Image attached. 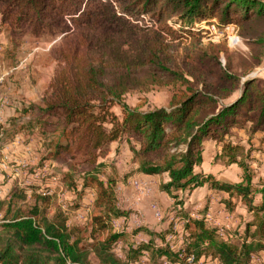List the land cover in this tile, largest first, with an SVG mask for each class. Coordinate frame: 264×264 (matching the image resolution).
Masks as SVG:
<instances>
[{"label":"trees","instance_id":"1","mask_svg":"<svg viewBox=\"0 0 264 264\" xmlns=\"http://www.w3.org/2000/svg\"><path fill=\"white\" fill-rule=\"evenodd\" d=\"M143 15L151 25L137 22ZM174 16L181 24H235L253 46V65L261 64L264 0H0V24L8 29L63 35L53 50L58 66L47 96L17 108L7 126L0 124V145L19 131H36L44 148L39 163L61 159L66 164L60 181L75 193L74 207L86 188L94 193L79 227L67 223L55 192L14 187L0 224V264H140L145 255L150 257L146 264H186L189 257L195 262L202 256L218 264H250L259 254L264 261V180L259 188L252 185L240 145L228 139L236 127L259 133L264 143V86L252 79L240 83L229 64H220L215 43L203 50L200 32L171 28L167 21ZM180 39L194 44L183 57L184 66L197 58L208 65L191 66L185 73L174 50ZM152 85L175 87L166 107L139 110L122 101L128 91ZM114 105L120 117L111 110ZM208 139L227 164L244 169L242 182L196 170ZM113 141L128 145V171L120 173L101 159ZM77 167L83 168L78 174ZM133 173L167 176L160 188L180 204L175 211L183 221L179 247L172 243L177 237L172 221L158 230L138 225L128 235L124 225L132 209L119 205L114 188ZM202 186L227 193L221 202L230 212L234 197L246 207L251 218L244 221L239 242L220 238L217 227L206 222V209L197 218L182 209L178 193ZM19 200L23 206L12 208ZM115 220L123 223L120 229L114 228ZM138 232L148 240L132 239ZM118 242L124 243L121 255L113 249Z\"/></svg>","mask_w":264,"mask_h":264},{"label":"rangeland","instance_id":"2","mask_svg":"<svg viewBox=\"0 0 264 264\" xmlns=\"http://www.w3.org/2000/svg\"><path fill=\"white\" fill-rule=\"evenodd\" d=\"M140 19L137 21L139 24L151 25L147 16L143 15ZM131 20H134V17ZM167 23L173 30L178 32L187 28L200 32L199 47L203 50H207L206 47L209 43H215L217 45L216 49H220L218 53L220 64L222 66L229 64L231 72L239 75L240 83L245 79H252L258 86H264V55L261 57V64L254 66L253 46H249L241 37L239 28L235 24L221 26L215 20H200L192 24H181L178 16L169 19ZM62 36V32L58 30H43L38 33H32L29 29L11 30L0 24V108L6 107L8 109L7 114H0V124L5 123L7 126L6 119L14 115L17 108L22 105L38 104L47 96L48 83L58 66V62L55 60L56 54L53 53V50L57 49L60 45ZM193 47L194 44L189 39H180L174 47L175 52L179 55L180 66L185 73L189 71L191 66L204 68L206 64L208 65L205 60L198 58L189 60L190 66L182 64L186 51ZM174 90L175 87L170 85H152L147 88L128 91L123 96L122 101L126 105L139 110L166 107ZM239 94L240 91L237 90L234 96L237 97ZM111 110L117 116H121L117 105L112 106ZM31 114V112L28 115L26 114L24 120ZM21 125V123L18 124V126ZM51 130L52 128H48V131ZM259 138V133L252 135L247 129L236 127L230 129L228 136V139L232 143L240 145L241 150L239 153L243 156L242 159L248 168L246 173L249 175L252 185L258 188L260 186L259 183L264 180V143ZM42 143L43 140L36 131L25 129L17 132L13 140L0 145V215L4 217V211L7 208L6 203L10 200V191L14 187H26L30 193L35 186H38L37 188L44 190L46 194L55 192L56 202L60 204L66 213L67 223L70 226L82 227L85 224V213L90 209L94 198L93 189L86 188L83 197L79 200V207L76 209L74 207L76 200L74 199L75 193L66 188L60 181L62 173L67 170L63 160L45 159L42 164L39 163V158L44 155ZM114 147L115 144L114 146L110 145L108 151L101 159L115 164L120 173L128 171L131 165L130 158L127 156L128 153L120 154L123 149H114ZM124 147L128 148L125 141H123ZM206 149L208 160H205L198 166L200 169L204 171L210 169L216 176H223L232 183L237 184L243 181L246 174L244 173V169L237 164L226 166V158L221 157L216 152L213 142L208 140ZM82 169V167H77L76 173L78 174ZM77 174L75 176L77 181H79ZM138 175L141 174L133 173L128 177L126 183L119 181L116 184L114 191L118 203L122 207L129 208L127 205L134 204L137 196L133 194V199L129 201V199H126L125 192L134 193L132 189L143 184L141 191L142 196L144 195L143 199L148 201V199L152 198V200H149V203L155 207L158 206L157 209L159 208L158 210L161 211L159 218V223H161L165 219L167 212L176 211V208L180 206L178 200L174 201L169 195L170 198L166 201L156 197L157 192L161 190L160 184L166 181L167 176L162 175L159 181L154 179L143 181ZM33 185L34 187H32ZM223 197H227V193L208 192L205 186L194 188L185 196L183 193H178V198L181 199L180 201H183L181 205L182 209L188 213L190 212L191 216H196L197 212L202 209H206L208 212L210 204L221 202ZM257 200H259V197ZM232 201L236 202V205L231 212L227 210L225 204L221 206L222 212H224V209L228 211L225 217L230 218L232 221L238 219L245 221L251 218V215L248 212L246 213V207L242 203H238L236 197ZM22 206L23 203L19 200L12 208ZM152 210L154 209L152 208ZM134 215L135 213L132 217L130 216L131 218L124 225L128 235L134 227L138 226L135 223L138 217H134ZM122 225L123 223L120 220H115V229H120ZM176 229L174 228L177 237L172 239L173 241L170 240L171 236L167 238L172 241L173 245H177L179 243L178 240H181L182 233L179 237ZM218 230L222 233L221 236L219 232L220 238L229 239L232 242L240 241V233L238 234L236 230L229 231L225 228H218ZM132 239L136 242L148 240L144 232H138ZM156 240L159 244L161 243L159 239ZM123 247L124 243L118 242L113 247L114 252L117 255H121ZM177 247L179 246L177 245ZM149 259V255H145L142 257L140 264H146ZM186 264H218V262L215 259L212 260L211 258H204L202 256L192 263L186 261ZM250 264H264L262 254L254 256Z\"/></svg>","mask_w":264,"mask_h":264},{"label":"crops","instance_id":"3","mask_svg":"<svg viewBox=\"0 0 264 264\" xmlns=\"http://www.w3.org/2000/svg\"><path fill=\"white\" fill-rule=\"evenodd\" d=\"M9 109L13 110L12 108H9ZM1 113L4 114V115L7 114L8 113V109L6 107L0 108V114ZM208 140H205L203 142L204 151H203V156H202V162H204L205 160H208V155L206 153L207 152L206 145H207ZM210 141L213 142V144H215L216 152L219 154L220 150H219L218 145L214 141H212V140H210ZM122 142L113 141V142L110 143V145L114 146V144H115L114 149H119V150L123 149V151L121 150L120 154H125V152H126V153H128V155H127L128 158H130V151L128 150L127 147H126L127 149L125 147L123 148V143ZM118 145H119V147H118ZM228 165H230V164H227L226 166H228ZM196 170H200L203 173H211L216 178L224 179V180H226L228 182H231V181H229V179H227V178H225L223 176H216L213 173V171H210V169L204 171V170L200 169L199 167H196ZM138 177L141 178V180H143V181H149L151 179L159 181V179H160V177L156 176V175H143V174H141V175H138ZM142 187H143V184L142 185H138L135 188H133L132 192H134V193L125 192V195L127 196V198L126 197L125 198L127 200L129 199V201H130V199H133L132 196H134V195L137 196L136 200H134L135 201L134 204L131 203V205H129V204L127 205L129 208L132 209V214L130 216L132 217V215L135 213L134 217H136V216L138 217L136 222H135V218H134V222L137 223L138 225H145L149 229L158 230L160 228L163 229V228L167 227L168 224L172 221L173 229L177 228L176 230L178 231V235L180 237V234L182 233V229H183L182 228L183 227L182 226L183 225V221L178 216L175 215V213H174L175 210L167 212L165 219L161 223H159L160 219L154 216V212H153L152 208H150V203H149L150 201L149 200L150 199L152 200V198L148 199V201L143 199L144 195L142 196V194H141L142 193L141 192L142 191ZM205 188L207 189L208 192L224 193L223 191H217L215 189L208 188L207 186H205ZM190 192L191 191H184V192H180V193H183L184 196H185L186 194H189ZM153 197H154V195H153ZM156 197H159L160 200H164V201H166L167 199L170 198L168 196V194L165 193L162 190L157 192ZM212 201H213V199H212ZM238 203H240V202L238 201ZM221 206H224L223 202H219V203H215L214 202V203L210 204V206L208 207V212L206 211V213H205V219H206V222H207L208 226L217 227V229L218 228H225V229H227L229 231L230 230H232V231L236 230L238 234L241 233V231L243 229L242 223L244 224V221H242L241 219L232 221L230 218L225 217L228 214V211L224 209V212H222L221 211ZM246 213H247V211H246ZM190 214L191 213L189 212V215ZM191 217H196L197 218V217H199V213L197 212L196 216H191ZM178 219H180V220H178ZM176 226H179V227H176ZM174 232H175V230H174ZM235 235H237V234H235Z\"/></svg>","mask_w":264,"mask_h":264},{"label":"built area","instance_id":"4","mask_svg":"<svg viewBox=\"0 0 264 264\" xmlns=\"http://www.w3.org/2000/svg\"><path fill=\"white\" fill-rule=\"evenodd\" d=\"M152 206L151 208H153V212H154V216L157 217V218H160V211L157 209V207H155L154 205H150ZM5 220L3 219V217L0 215V223L4 222ZM221 230V229H220ZM218 232H220V235L222 236V233L221 231L218 230ZM188 262L192 263L194 261V258L193 257H189L187 259Z\"/></svg>","mask_w":264,"mask_h":264}]
</instances>
